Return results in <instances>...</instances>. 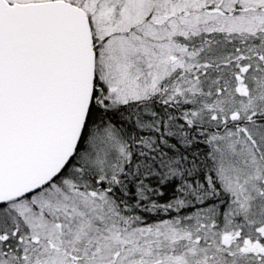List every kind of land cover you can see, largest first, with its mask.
<instances>
[{
  "label": "snow or ice",
  "instance_id": "obj_1",
  "mask_svg": "<svg viewBox=\"0 0 264 264\" xmlns=\"http://www.w3.org/2000/svg\"><path fill=\"white\" fill-rule=\"evenodd\" d=\"M0 264H264V0H0Z\"/></svg>",
  "mask_w": 264,
  "mask_h": 264
}]
</instances>
